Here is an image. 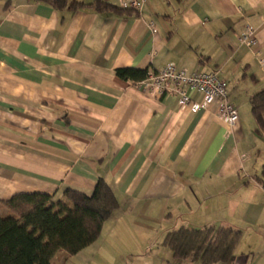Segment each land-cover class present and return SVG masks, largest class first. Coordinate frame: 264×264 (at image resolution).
Instances as JSON below:
<instances>
[{"label":"crops","instance_id":"1","mask_svg":"<svg viewBox=\"0 0 264 264\" xmlns=\"http://www.w3.org/2000/svg\"><path fill=\"white\" fill-rule=\"evenodd\" d=\"M66 1L56 10L0 0V217L16 195L66 202L67 190L92 196L104 180L119 208L66 263L201 264L174 258L166 236L227 227L242 238L225 264H264V133L251 107L264 67L239 41L254 27L264 57V0H148L138 15L91 6L119 0ZM74 2L86 6L72 10ZM170 64L218 73L237 126L215 105L182 110L176 95L115 75Z\"/></svg>","mask_w":264,"mask_h":264},{"label":"trees","instance_id":"2","mask_svg":"<svg viewBox=\"0 0 264 264\" xmlns=\"http://www.w3.org/2000/svg\"><path fill=\"white\" fill-rule=\"evenodd\" d=\"M56 10L67 6L66 0H42ZM86 5L74 2L72 10ZM98 12L134 14L102 1L91 5ZM157 72H155L156 74ZM118 79L141 84L149 70L118 69ZM257 132L264 133V89L251 98ZM66 202L54 203L46 194L14 196L4 203L10 215L0 217V264H53L59 253L75 256L98 241L104 224L118 210L119 203L111 187L100 180L92 196L67 190ZM242 232L227 227L181 228L166 236L165 245L174 258H188L201 264H225L235 259Z\"/></svg>","mask_w":264,"mask_h":264},{"label":"built area","instance_id":"3","mask_svg":"<svg viewBox=\"0 0 264 264\" xmlns=\"http://www.w3.org/2000/svg\"><path fill=\"white\" fill-rule=\"evenodd\" d=\"M148 0H119L120 8L136 14H141ZM153 27V25H152ZM240 44L252 49L260 64L264 67V57L259 51L257 31L254 27L246 26L239 38ZM146 91H156L161 95L171 94L178 97V105L182 110L189 109L198 113L215 105L218 118L230 129L239 122V113L230 100L227 83L218 77L216 72H190L178 70L175 65H167L162 71L152 73L148 79L139 84ZM201 95L202 101L196 103L191 94Z\"/></svg>","mask_w":264,"mask_h":264},{"label":"rangeland","instance_id":"4","mask_svg":"<svg viewBox=\"0 0 264 264\" xmlns=\"http://www.w3.org/2000/svg\"><path fill=\"white\" fill-rule=\"evenodd\" d=\"M62 255H66V256H62ZM67 256H69V255L66 253L58 255L56 258H54L53 264H68L65 262V257H67Z\"/></svg>","mask_w":264,"mask_h":264}]
</instances>
